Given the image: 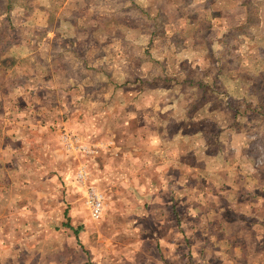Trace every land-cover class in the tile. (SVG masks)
<instances>
[{
	"label": "rangeland",
	"instance_id": "obj_1",
	"mask_svg": "<svg viewBox=\"0 0 264 264\" xmlns=\"http://www.w3.org/2000/svg\"><path fill=\"white\" fill-rule=\"evenodd\" d=\"M9 1L17 40L24 39L28 28L24 6L32 12V6L47 8L55 16L50 26L65 17L81 18L87 10L93 20L110 10L117 21L125 17L127 23L100 34L97 46L83 35L78 55L61 56L72 86L54 77L47 88L43 76L51 73L33 70L34 61L45 65L60 57L50 54L47 42L35 46L34 61L25 59L36 74L34 81L25 79L26 74L11 78L9 70H1L0 91L8 94L0 98L5 100L0 102V264H80L81 251L100 264H129L142 233L140 223H150L144 203L160 189L159 194H167L163 199L173 205L177 201L168 193L171 173L181 195L180 217L171 218L180 230L179 253L187 255L190 226L183 197L192 187L203 193L195 183L202 131L231 126L233 111L244 113L242 124L264 127V118L252 113L260 101L264 111V61L259 57L264 56V34L258 29L264 0H238L234 13L227 0H130L125 10L120 0H0V13ZM137 4L147 11L144 19ZM222 22H227L226 33L219 40ZM7 28L8 22L1 21L0 36ZM206 37L211 41L205 42ZM209 47L214 53L208 57ZM252 51L259 55L245 68ZM217 62H225L218 71ZM2 65L9 63L3 58ZM204 65L210 69V84L192 85L203 84L204 72L198 69ZM220 111L221 120L214 116ZM190 138H195L193 147L187 143ZM81 171L86 186L79 179ZM89 188L103 197L98 220L87 203ZM210 218L212 225L219 217ZM251 233H243L246 251ZM257 258L244 253L238 264H262ZM178 264H188V259Z\"/></svg>",
	"mask_w": 264,
	"mask_h": 264
},
{
	"label": "crops",
	"instance_id": "obj_2",
	"mask_svg": "<svg viewBox=\"0 0 264 264\" xmlns=\"http://www.w3.org/2000/svg\"><path fill=\"white\" fill-rule=\"evenodd\" d=\"M238 6H240V3L238 0H235L231 12L234 13L236 10L238 11ZM24 9L26 11L24 21L25 25L28 27L24 28V30L27 31L24 39L17 40L15 36L16 30L12 31L11 34L8 33L9 35L6 37V39L11 37V39L6 42H14L5 49L7 51L6 56L17 62L10 65V67L0 64V76L2 75L1 70L5 72L9 70V76H13L11 78L26 74L25 79L32 82L36 74L30 73V67L32 68V66L29 62H26L25 59L31 58V61H34L36 53L34 49H36V45L43 44V46H45V44L48 43L50 46V54L54 53L60 55V58L62 55L67 54L75 56L82 51L84 39L90 37L77 38L76 42L64 45L65 40L75 38L77 34L71 32L69 35L66 32L70 36L69 37L65 33L58 34L55 32L52 29L53 26H50V21H52V19H49L48 13H46L47 8L45 7L41 8L43 16L38 12L36 7L32 6L31 8L36 10V12H32L30 8H26L25 6ZM14 10L10 15L7 14V11L0 13V22L6 20L9 16L12 24ZM64 19H69L72 23H64ZM64 19L63 27L70 29L77 28L83 25V22L87 20V15L81 18L71 16L65 17ZM39 21L42 22L40 23ZM89 23L97 24L99 23V19H91ZM226 23L227 22H222V24L225 25L223 30L220 31L219 40L223 39L226 33ZM259 26L258 29L262 30L264 34V18ZM36 27H44V29H46L43 37L36 36L34 33ZM91 38L96 46L100 43L99 35H91ZM209 41H211V39L208 40L206 37L205 42ZM256 47L258 48L259 46L256 45ZM206 51L205 53L209 54L207 55L208 57L214 53L213 51L211 52L210 47L207 48ZM251 53H253L251 54L252 59L246 63L247 66H245V68H251L255 64L254 58L257 53L255 54L253 51ZM259 57L260 60L264 61V56ZM62 63L66 65L65 62L62 61ZM23 64L27 65L24 66ZM222 64L225 65V62ZM222 64H220V62L216 63L217 71L221 70L220 66H222ZM56 66L57 63L52 61V59L45 65L34 61L33 70L36 71L35 73L38 71H40V73H42V71L51 73V75L44 74L43 86L47 88L50 87L52 85L50 80L54 77H58V80L61 81L64 80L65 86H72L75 84V82L68 83V80H71L68 72H59V69L62 68V64L59 65V68H56ZM63 69L67 70V67ZM198 70L204 72V82L203 84L191 82V84L194 86H208L211 76L210 69L204 65L203 68ZM39 80L42 82V79ZM46 81L49 83H45ZM248 81L249 80L246 82L250 85ZM53 82H55V80H53ZM218 83L219 81L215 79L216 86H218ZM220 84L222 83L220 82ZM7 94L8 93H1L0 91V98L5 97ZM254 99L258 102L257 98ZM4 101L5 100L0 99V102ZM262 107V101H260L257 111H252V113L264 118ZM209 110L210 112L214 111L211 108H209ZM233 112L235 123L233 121V123H231L232 125L229 127H224L221 124L218 126L221 128L214 132L208 130L202 131L203 142L197 144V149L199 151L203 150V153L197 158L200 169H197L199 176L195 183L200 184L204 189L203 193L200 194L192 187L189 189V193L187 195L185 194L183 197L186 198V216L188 217V225L190 226L187 230L188 236L185 241L188 246V254L182 255L179 253V248L183 245L180 243V230L179 228H174L175 222H173L171 218V216L180 217L177 211V203L180 202L179 199L181 197L180 193L174 190L175 176L171 173L166 179L169 182L168 184H171L172 188L170 189L169 185L163 186V188L164 191L169 188L168 193L170 199L172 200L175 197L177 201L175 205L171 204V202L169 203L168 199H163V196L166 198V192L159 194L161 189H157L159 191L153 194L151 201L144 203V217L149 220L150 223H140L139 231L142 233L138 235L140 240L133 251L134 256L132 258L134 259L132 262H129V264H178L179 261H183L185 257L188 259V264H200V262L202 264H213L215 262L221 264H238L243 260L244 253L249 254V256L255 254L258 257L257 263L264 264V235H258V232L264 233V217L261 218V214H264V132H260L262 128L264 131V127L259 126L260 128H250L242 124V116L244 113L239 112L238 114V111ZM223 113V111L215 112L214 116L221 120ZM195 138H190L188 140L187 143H189L190 147H193L195 144L193 141ZM227 138H229L230 142ZM213 151H216V153L213 154ZM187 159L191 161L190 156L187 157ZM194 171L197 172L196 170ZM159 178L157 181L162 184L164 179L163 177ZM183 200L184 199H182V201ZM172 202L174 203L173 200ZM209 214L218 216V222L211 225V218L207 220ZM250 217L251 222H248ZM124 228L125 227H123V229ZM209 229L213 230L214 235H208ZM83 230L84 229H82V231ZM245 230H250L252 232L250 238H248V234H246V239L250 241L249 251H246V247L243 244V238L245 237L243 233H248V231ZM217 232L219 235H217ZM215 239L219 241L215 243ZM247 240L245 245L247 244ZM225 242L227 243L226 247L230 246L232 250L228 252L229 256L226 254L224 248ZM81 246H83V244H81ZM79 255L77 254L79 258L77 261L80 264H100L98 260H95L93 257L89 258L83 251H81ZM200 257L202 260H200ZM121 264H127V261L123 260Z\"/></svg>",
	"mask_w": 264,
	"mask_h": 264
},
{
	"label": "trees",
	"instance_id": "obj_3",
	"mask_svg": "<svg viewBox=\"0 0 264 264\" xmlns=\"http://www.w3.org/2000/svg\"><path fill=\"white\" fill-rule=\"evenodd\" d=\"M96 1L97 0H85L86 3H88V2H96ZM105 1L108 2V1H111V0H105ZM120 1L122 2V4H121V8H123L122 10H125L128 7L127 5L130 2V0H120ZM227 1H229L233 5L235 4V0H227ZM131 2L134 3L135 0H132ZM135 6H139V11H141V13L143 14V19H144V14H146L147 11H145L143 9L141 4L140 5L137 4ZM13 9H14V5L12 4L11 1H9L7 3V5H6V8H5L4 11L5 12L7 11V14L10 15V13L13 11ZM38 12L43 16V12H42L41 9L38 10ZM46 13H48V10H47ZM89 13H90L89 10L84 12L85 16L87 15V20L83 22V25H80V27H77V28H71V29L70 28H66V30H65V27H63V20H60V22H57V23L55 22L56 25L53 24L52 29L55 32H57L58 34H61V33L67 34L68 33L70 35L71 32L73 34H77V36L75 38H70L68 40H65L64 45H69L70 43L76 42L77 38L80 39V38L84 37L83 35L89 36L91 38V35L92 36H97V35L109 32L110 31V27L113 26V28H114L115 27L114 24H116V23L118 24V26H119L120 23H122V26H125V24L127 23L126 20H125V17L122 18V21L121 20L117 21L115 19V17H114L113 12L110 13V10H109V12L106 11L105 14H102L101 17L98 16V18L101 20V22H99L97 24H89L88 20H91L92 17H94V16H90ZM48 16H49V19H52V20L55 17L52 13H49ZM249 20H250V11H249ZM4 22H8V28H7V33L4 36H0V64L3 63V58H4L9 63V67H10V65H13L17 61H15L14 59L6 56L7 55V51L5 49L7 47H9L10 45H12L14 42L13 43L5 42V38L9 35L8 33L11 34L12 31L15 30V28L11 24L9 16L7 17L6 20H4ZM39 22L41 23L42 21H39ZM64 23L71 24L72 22L69 19H64ZM133 24H135V23H133ZM135 25L138 26V24H135ZM45 32H46V29H44V27H36L35 30H34V33L36 34V36H39V37H43V34H45ZM3 51H5L6 54ZM55 59H56L55 62H57V65L62 64V66H61L62 68L59 69V72L65 71L63 69V68H65V66H64L65 64L62 63V60L60 59V57L58 56ZM2 72L5 73L4 70H2ZM3 77H4V75H3Z\"/></svg>",
	"mask_w": 264,
	"mask_h": 264
},
{
	"label": "built area",
	"instance_id": "obj_4",
	"mask_svg": "<svg viewBox=\"0 0 264 264\" xmlns=\"http://www.w3.org/2000/svg\"><path fill=\"white\" fill-rule=\"evenodd\" d=\"M79 179L86 186V173L81 171ZM87 203L89 205L90 213L93 219L98 220L104 209L103 197L95 189L89 188L87 190Z\"/></svg>",
	"mask_w": 264,
	"mask_h": 264
}]
</instances>
